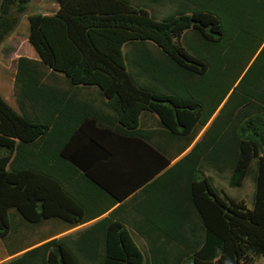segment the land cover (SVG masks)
<instances>
[{
    "label": "trees",
    "instance_id": "obj_1",
    "mask_svg": "<svg viewBox=\"0 0 264 264\" xmlns=\"http://www.w3.org/2000/svg\"><path fill=\"white\" fill-rule=\"evenodd\" d=\"M28 1L0 0V43ZM57 2L27 19L38 60L17 59L18 110L0 96V239L26 223L97 221L5 264H168L169 247L182 248L174 264L264 257V0ZM43 67L67 86L44 82ZM89 89L99 106L82 97ZM145 112L159 129L140 128ZM253 159L251 209L227 204L203 175L207 164L239 187ZM11 208L27 222L10 226ZM192 212L198 236L184 233Z\"/></svg>",
    "mask_w": 264,
    "mask_h": 264
},
{
    "label": "rangeland",
    "instance_id": "obj_2",
    "mask_svg": "<svg viewBox=\"0 0 264 264\" xmlns=\"http://www.w3.org/2000/svg\"><path fill=\"white\" fill-rule=\"evenodd\" d=\"M145 1H136L135 6L144 7ZM149 13L155 16L157 19H161L165 16L164 8L161 9L158 7H148L145 6ZM59 8V3L57 0H29L27 3L26 11L19 17V20L15 26V28L4 38V40L0 43V96L2 99L15 111L18 110L16 105V86L14 84V76L16 72V62L19 57H25L31 60H38L37 55L34 52V49L28 42V17L31 15H51L54 14ZM147 46L150 50L155 51L156 48L151 43H147ZM135 47L133 44H126L122 48V53L125 56L126 63L128 69L132 70L131 57L133 56ZM41 71L47 75L44 77V82H48L49 84L53 83L54 79L57 80L58 86L65 88L67 85L64 82L62 76H54V78L49 75L51 71L46 68H41ZM49 75V76H48ZM52 77V78H51ZM57 78V79H56ZM96 88V87H94ZM98 89V88H97ZM82 97H85L90 103H95L99 106L101 100H104L96 89H89L82 91ZM101 104V103H100ZM102 107V106H101ZM105 110V109H104ZM218 111L215 112L209 123L202 127L198 132L195 140L191 143L190 147L182 153L179 157L172 161V164L175 163L178 159L183 157L192 146L200 140L203 132L206 130L212 119L217 115ZM140 128L143 130H157L160 128V124L156 116L149 114L148 112L142 113L140 117ZM256 160L253 159L250 165V171L248 175L244 178L242 185L239 187H230L229 186V177L230 172L225 171L223 173L216 172L211 166L207 164L202 165L203 175L208 179L213 191L216 195L229 204L230 201L235 203H243L246 208L251 209L253 203V196L255 191V183L254 176L256 171ZM14 210L11 208L8 211L9 216V224L18 225L19 220L21 222H27L24 220L19 214L13 216ZM19 217V218H18ZM51 222L54 223V232H61L58 234V237L63 236L65 240H68L69 236H76L80 231L84 228H87L89 223L66 227V225H62L58 223L59 221L45 220L42 224H34L29 225L28 223L26 227H19L13 231L14 233H10V235H6L4 238L0 239V264H5L9 260L19 256L23 252L39 246L43 238L45 237L44 233H50L49 227H46L47 224ZM33 226V227H30ZM200 228L194 235L198 236L202 232V223L200 218L194 212L191 213L190 222L185 225V232L190 234L191 231L197 230ZM133 239L138 247L142 250L144 259L146 258V243L140 238L137 233L131 231ZM194 238H197L194 236ZM72 245V244H71ZM71 245H69L71 247ZM181 247H169L168 248V264H174L175 259L181 254ZM17 254H12V253ZM253 264H264V257H253Z\"/></svg>",
    "mask_w": 264,
    "mask_h": 264
},
{
    "label": "crops",
    "instance_id": "obj_3",
    "mask_svg": "<svg viewBox=\"0 0 264 264\" xmlns=\"http://www.w3.org/2000/svg\"><path fill=\"white\" fill-rule=\"evenodd\" d=\"M140 190V189H139ZM131 196H129L128 198H126L125 200H127L128 201V199L130 198ZM122 203V202H121ZM121 203H119L117 206H119ZM117 206H115V207H117ZM114 207V208H115ZM113 208V209H114ZM112 210V209H111ZM125 214H127V216L128 217H126V220H128L129 219V207L127 208V210H126V212L125 213H122V215L124 216ZM106 215V214H105ZM122 215H121V217H122ZM95 221H97V219L96 220H93V221H91V222H89V225H92ZM42 223H44V221L42 222ZM58 223H60V222H58ZM87 224V223H86ZM46 227H49V230L51 231L50 233H46V231H45V233H44V235H45V237L43 238V240L41 241V245L42 244H44V243H46V242H48V241H51V240H57V239H60V238H62L63 236H60V237H58V234H60L61 232H59V230H58V232H54L55 231V229H54V223H49V224H47L46 225ZM71 229H73V227L71 228ZM13 255L14 254H17V253H12Z\"/></svg>",
    "mask_w": 264,
    "mask_h": 264
},
{
    "label": "clouds",
    "instance_id": "obj_4",
    "mask_svg": "<svg viewBox=\"0 0 264 264\" xmlns=\"http://www.w3.org/2000/svg\"><path fill=\"white\" fill-rule=\"evenodd\" d=\"M51 223V222H50ZM42 224V223H41ZM41 245V244H40Z\"/></svg>",
    "mask_w": 264,
    "mask_h": 264
}]
</instances>
